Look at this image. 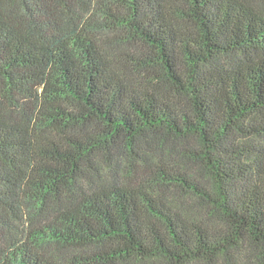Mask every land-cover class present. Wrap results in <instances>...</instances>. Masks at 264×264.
I'll list each match as a JSON object with an SVG mask.
<instances>
[{"label":"trees","instance_id":"obj_1","mask_svg":"<svg viewBox=\"0 0 264 264\" xmlns=\"http://www.w3.org/2000/svg\"><path fill=\"white\" fill-rule=\"evenodd\" d=\"M0 264H264V0H0Z\"/></svg>","mask_w":264,"mask_h":264}]
</instances>
